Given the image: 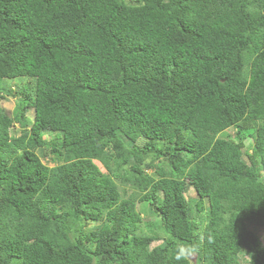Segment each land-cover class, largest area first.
Returning <instances> with one entry per match:
<instances>
[{
    "label": "trees",
    "instance_id": "trees-1",
    "mask_svg": "<svg viewBox=\"0 0 264 264\" xmlns=\"http://www.w3.org/2000/svg\"><path fill=\"white\" fill-rule=\"evenodd\" d=\"M4 96L0 264H264V0H0Z\"/></svg>",
    "mask_w": 264,
    "mask_h": 264
},
{
    "label": "rangeland",
    "instance_id": "rangeland-1",
    "mask_svg": "<svg viewBox=\"0 0 264 264\" xmlns=\"http://www.w3.org/2000/svg\"><path fill=\"white\" fill-rule=\"evenodd\" d=\"M21 84H22V82L19 81L18 79L4 81V83H3L4 88L6 90H10V91H15L16 88ZM4 97H5L4 100H0V108H2L5 111V113H10L17 103L16 98H12L9 96H4ZM28 116L32 118L33 113L31 110L28 111ZM37 153L41 156L42 151H38ZM42 160H45V159L42 158ZM186 196H187V198H191V201L195 200V194L193 193V191L191 189H188ZM143 220L145 222L150 221V220L152 221V220H154V218L149 216V215H143ZM93 227H94L93 225H90L88 228H93ZM249 228L252 229L253 231H256V233L260 237L262 244L264 245V230L256 229L255 227H252V226H250ZM157 243H159V242H157ZM239 264H246V258H242L241 261L239 262Z\"/></svg>",
    "mask_w": 264,
    "mask_h": 264
},
{
    "label": "clouds",
    "instance_id": "clouds-1",
    "mask_svg": "<svg viewBox=\"0 0 264 264\" xmlns=\"http://www.w3.org/2000/svg\"><path fill=\"white\" fill-rule=\"evenodd\" d=\"M199 254L198 243H178L174 250L173 259L184 261L185 264H192V261Z\"/></svg>",
    "mask_w": 264,
    "mask_h": 264
}]
</instances>
